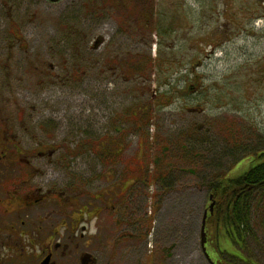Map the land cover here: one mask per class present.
Returning <instances> with one entry per match:
<instances>
[{
  "label": "rangeland",
  "instance_id": "374dc122",
  "mask_svg": "<svg viewBox=\"0 0 264 264\" xmlns=\"http://www.w3.org/2000/svg\"><path fill=\"white\" fill-rule=\"evenodd\" d=\"M44 3L0 0L2 124L28 151L55 150L46 172L72 187L77 202L116 191L115 173L139 178L122 192H134L133 224L106 226L97 264H209L201 225L210 199L201 182L242 175L259 162L253 151L264 150V0ZM165 91L173 95L161 104ZM133 106L150 107L139 127L128 117ZM115 139L118 157L103 164L94 145ZM256 229L251 248L264 264V228ZM122 231L135 237L115 250ZM213 233L207 223L211 258ZM36 253L28 248L29 264Z\"/></svg>",
  "mask_w": 264,
  "mask_h": 264
},
{
  "label": "flooded vegetation",
  "instance_id": "af4514ba",
  "mask_svg": "<svg viewBox=\"0 0 264 264\" xmlns=\"http://www.w3.org/2000/svg\"><path fill=\"white\" fill-rule=\"evenodd\" d=\"M27 1L37 9L44 2L58 0L6 3ZM139 1L118 0L125 7ZM22 143L25 141L10 134L9 126L0 119V264H29L28 248L35 250L36 246L39 253L32 264H43L46 257L49 259L44 264H83L84 253L90 254L87 264H97L95 252L98 244L107 240L106 226L113 231L133 224L134 192L126 196L122 192L138 184L139 178L128 175L125 179L122 173H115L116 191L107 193L100 188L77 202L72 187L61 188L57 174L46 172V165L54 163L48 159L55 150L37 145L28 151ZM121 233L112 244L115 250L122 242L118 241ZM211 260L221 264L216 257Z\"/></svg>",
  "mask_w": 264,
  "mask_h": 264
},
{
  "label": "trees",
  "instance_id": "16d2710c",
  "mask_svg": "<svg viewBox=\"0 0 264 264\" xmlns=\"http://www.w3.org/2000/svg\"><path fill=\"white\" fill-rule=\"evenodd\" d=\"M173 27L170 25L161 28L159 34L162 31L166 33ZM156 65L162 67L160 66L162 62L158 59ZM140 69L142 68L134 65L130 70L134 72L140 71ZM169 94L172 93L165 91L157 95L156 100L163 98L160 99V103L167 104L170 102ZM144 109H147L148 112H145ZM150 116V107L133 106L129 110L128 117L134 125L139 127L145 124ZM221 129L228 135L231 134V127L228 125L222 126ZM199 131L200 129L191 126L190 132L194 136L199 134ZM118 144V140L115 139L112 144L94 145L100 149L99 158L102 163L115 162L118 152H120ZM253 152L259 162L242 175L228 177L227 173L222 172L210 180L201 182L209 190L210 201H214L212 212H208L205 226L207 223L208 226H213L214 236L211 243L217 255L216 259L218 258L221 264H263L253 254L251 244L259 242L256 225L264 228V150L259 152L254 150ZM251 154L253 153L251 152ZM163 177H166L164 172L155 175V179L158 180H162ZM124 218L126 221L127 217L124 216ZM134 237L135 235L131 232H122L118 241ZM220 242L224 244V248L220 247Z\"/></svg>",
  "mask_w": 264,
  "mask_h": 264
},
{
  "label": "water",
  "instance_id": "95a60500",
  "mask_svg": "<svg viewBox=\"0 0 264 264\" xmlns=\"http://www.w3.org/2000/svg\"><path fill=\"white\" fill-rule=\"evenodd\" d=\"M96 43H97V42H96ZM190 87H193V86H189V88H190ZM190 89H191V88H190ZM191 110H192V111H198V112H199V111L202 110V108L199 107V106H196V107H192ZM210 198H211V197H210ZM213 206H214V201L211 200V202H210V204H209V206H208V209L204 210V212H203L202 225H201V247H202L203 252L205 253L206 258L209 260V262H210L211 264H215V263L211 261V259H210L209 255H208V253L205 251V246H204V244H205V241H206V240H205V220H206V217H207L208 211H209V212H212ZM81 258H82V262H83V264H87V263L90 261V254H89V253H84V254L82 255ZM48 259H49V257H46V258L43 260V264L46 263V262L48 261Z\"/></svg>",
  "mask_w": 264,
  "mask_h": 264
}]
</instances>
